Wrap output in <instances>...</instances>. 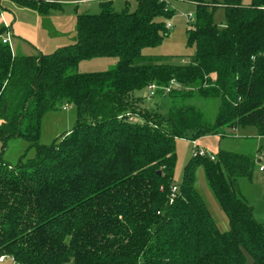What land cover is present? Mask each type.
I'll return each instance as SVG.
<instances>
[{
  "label": "trees",
  "instance_id": "1",
  "mask_svg": "<svg viewBox=\"0 0 264 264\" xmlns=\"http://www.w3.org/2000/svg\"><path fill=\"white\" fill-rule=\"evenodd\" d=\"M11 1L42 15L61 8L60 0ZM183 1L194 5L185 34L195 51L180 65L142 53L169 35V0H136L132 11L103 1L98 13L76 15L74 43L50 53L13 55L0 27V149L16 137L35 151L13 166L0 153V254L18 264H245L248 254L264 264V223L238 187L254 155L196 151L173 181L177 138L245 126L264 137V0H224V26L213 20L217 3ZM97 57L116 63L76 72ZM171 80L181 88L154 96L170 99L165 115L140 106L149 84ZM196 96L218 100L212 121L189 103ZM65 105L76 110L73 127L40 144L44 115ZM200 165L226 231L195 189Z\"/></svg>",
  "mask_w": 264,
  "mask_h": 264
},
{
  "label": "rangeland",
  "instance_id": "2",
  "mask_svg": "<svg viewBox=\"0 0 264 264\" xmlns=\"http://www.w3.org/2000/svg\"><path fill=\"white\" fill-rule=\"evenodd\" d=\"M209 3L215 2L217 5L213 10V20L218 26L225 25V11L221 3L224 0H205ZM242 4H250L251 0H240ZM170 8L174 10V16L168 21L172 27L169 29V35L155 47H146L142 53L148 56H162L166 63L169 64H187L194 55V48L186 46L185 30L188 23L194 20V6L192 3L183 0H169ZM135 2H131L129 10L135 9ZM120 11L123 8H115ZM96 10V9H95ZM99 10L91 11L98 13ZM191 17H188V14ZM73 42L68 40H58L57 48L68 45ZM54 49H51L52 52ZM116 63L113 57H97L79 62L76 68L78 73H89L105 71L112 68ZM187 88V87H186ZM185 89V88H184ZM188 90V88H187ZM145 97L140 106L154 112L165 115L168 111L170 99L165 96L149 97L144 92L140 93ZM190 104L199 107L205 114L208 121H212L216 114L218 100H203L194 97L189 100ZM76 117V110L71 105H65L55 111L46 113L42 119L41 133L39 143L48 145L56 141L62 135L70 131L73 127ZM219 149L239 152L243 154H251L255 157V168L250 179L240 178L238 180L239 190L245 201L253 207V214L257 221L264 223V171H259L258 166L264 162V137L259 136L257 129L253 126L238 127L229 132L225 131V135H204L195 141L177 138L175 140L176 161L173 171V181L175 185H179L182 180L183 169L190 157L196 151L205 153L214 157ZM2 160L9 164L15 165L21 155L25 158L33 157L35 151L30 144L21 138H10L6 147L1 150ZM195 189L204 200L211 216L213 217L217 227L221 231L228 229L227 217L220 208L216 198L209 188L203 167L200 165L195 171ZM3 264H8L4 262ZM252 264L251 257L246 254V263Z\"/></svg>",
  "mask_w": 264,
  "mask_h": 264
},
{
  "label": "crops",
  "instance_id": "3",
  "mask_svg": "<svg viewBox=\"0 0 264 264\" xmlns=\"http://www.w3.org/2000/svg\"><path fill=\"white\" fill-rule=\"evenodd\" d=\"M103 1H111L115 8H124L126 4L131 5V2H135V0H60L61 8L42 15L20 7L11 0H0L4 8L0 15V27H6L2 37L8 38L13 55L50 53L51 49L57 48L54 44H57L58 40L74 43L76 15L100 10V3Z\"/></svg>",
  "mask_w": 264,
  "mask_h": 264
},
{
  "label": "built area",
  "instance_id": "4",
  "mask_svg": "<svg viewBox=\"0 0 264 264\" xmlns=\"http://www.w3.org/2000/svg\"><path fill=\"white\" fill-rule=\"evenodd\" d=\"M188 17H191V14H188ZM166 27L168 29L171 28V23L168 21L166 24ZM2 38V42L3 43H7L9 45V40L8 38ZM181 87L179 85L176 84V82L174 80H171L165 87H161L159 88L157 85L155 84H149L145 90V94H147L149 97H154L158 91H162L164 94H168L170 93L173 89H180ZM200 152V151H199ZM200 154H202V152H200ZM211 159H213L212 156H210ZM258 170L259 171H263L264 170V162H261L258 166ZM177 188L176 186L172 187L171 190V197L172 198L174 196V193L176 192ZM8 262V264H18L14 258L8 254H0V264H3L4 262Z\"/></svg>",
  "mask_w": 264,
  "mask_h": 264
},
{
  "label": "water",
  "instance_id": "5",
  "mask_svg": "<svg viewBox=\"0 0 264 264\" xmlns=\"http://www.w3.org/2000/svg\"><path fill=\"white\" fill-rule=\"evenodd\" d=\"M227 132H229V131L227 130Z\"/></svg>",
  "mask_w": 264,
  "mask_h": 264
}]
</instances>
